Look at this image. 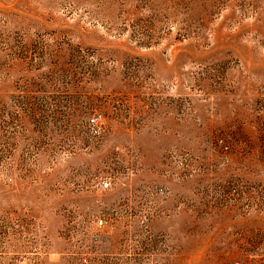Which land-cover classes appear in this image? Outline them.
Here are the masks:
<instances>
[{
	"label": "rangeland",
	"instance_id": "374dc122",
	"mask_svg": "<svg viewBox=\"0 0 264 264\" xmlns=\"http://www.w3.org/2000/svg\"><path fill=\"white\" fill-rule=\"evenodd\" d=\"M264 264V0H0V264Z\"/></svg>",
	"mask_w": 264,
	"mask_h": 264
},
{
	"label": "built area",
	"instance_id": "2783aa9c",
	"mask_svg": "<svg viewBox=\"0 0 264 264\" xmlns=\"http://www.w3.org/2000/svg\"><path fill=\"white\" fill-rule=\"evenodd\" d=\"M233 264H237V263L234 262Z\"/></svg>",
	"mask_w": 264,
	"mask_h": 264
}]
</instances>
